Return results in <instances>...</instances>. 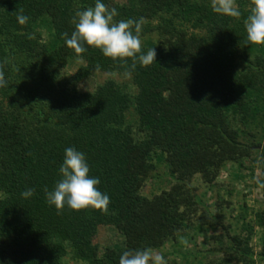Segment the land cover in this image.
<instances>
[{"label": "trees", "instance_id": "16d2710c", "mask_svg": "<svg viewBox=\"0 0 264 264\" xmlns=\"http://www.w3.org/2000/svg\"><path fill=\"white\" fill-rule=\"evenodd\" d=\"M136 1L102 0L116 8L117 21L145 18L141 38L154 32L161 38L155 62L142 66L137 59L133 69L131 58L113 60L87 45L77 55L67 47L63 34L70 38L75 30V12L95 0H0V65L8 82L0 88V264H64L68 250L87 264H119L124 251L157 249L195 214L198 200L186 183L199 175L211 184L225 163L245 155L234 127L254 117L252 93L264 90V47L248 41L244 24L251 0H236L239 18L214 13L211 0ZM19 9L29 17L25 25L17 21ZM43 17L59 43L53 50L34 29ZM72 55L85 62L77 80L125 74L136 94L112 80L92 93L58 87ZM237 63L246 71H236ZM130 109L134 125L127 122ZM69 147L85 154L90 177L110 197L107 211L57 210L47 202L43 189L53 190L61 179ZM153 150L165 153L175 184L147 199L139 191ZM29 188L35 193L26 199L21 193ZM258 219L264 230V212ZM100 226L120 232L122 247L101 253L93 243ZM230 241L233 258L250 257L246 239Z\"/></svg>", "mask_w": 264, "mask_h": 264}, {"label": "rangeland", "instance_id": "374dc122", "mask_svg": "<svg viewBox=\"0 0 264 264\" xmlns=\"http://www.w3.org/2000/svg\"><path fill=\"white\" fill-rule=\"evenodd\" d=\"M201 1V0H200ZM120 5L131 6L136 0H116ZM34 29L41 36L42 43L48 50L55 49L59 43L55 38L50 21L43 17L34 24ZM189 32L193 30L188 29ZM198 35L203 32L197 31ZM142 48L162 49L161 38L154 32L141 38ZM264 47V45H263ZM85 62L69 56L60 70L56 84L70 93H92L108 80L116 82L120 88L130 94H136L131 78L125 74L97 72L80 80L76 76ZM236 71L245 72L246 66L237 63ZM254 103L253 118L248 121L237 120L235 129L238 141L244 146L245 155L236 162H227L220 169L215 181L205 183L199 175L186 183L190 192L196 196L195 214L174 239L166 241L161 247L153 249L164 255L167 264H264V230L258 224V215L264 212V194L256 183L261 177L264 164H257L264 159V90L252 93ZM132 109L127 114V122L135 123ZM149 164L152 166L139 194L152 199L175 184V175L170 171L166 155L160 150H153ZM233 236L247 240L251 255L248 259L233 258L231 241ZM102 253L106 248H120L123 238L120 232L111 226H100L93 240ZM230 260V262H229ZM64 264H87L68 250Z\"/></svg>", "mask_w": 264, "mask_h": 264}, {"label": "clouds", "instance_id": "9594fccd", "mask_svg": "<svg viewBox=\"0 0 264 264\" xmlns=\"http://www.w3.org/2000/svg\"><path fill=\"white\" fill-rule=\"evenodd\" d=\"M214 13L239 18L241 12L236 0H211ZM116 8H109L102 0H95L94 7L77 10L72 18L75 30L69 38L63 34L67 47L79 55L87 49L85 45L99 49L105 57L113 60L131 58L132 68L138 59L142 66L155 62V48L142 54L140 33L145 24V18L139 20L127 19L117 21ZM17 21L20 25L28 23L29 17L23 14V9L17 11ZM247 39L251 44L264 45V0H251L250 13L244 21ZM33 38V37H29ZM7 80L0 65V88L7 87ZM257 164H264V159H258ZM90 168L83 152L74 147L65 149V156L59 168V179L53 190L44 187L47 202L62 210L65 205L75 211L86 208L107 211L110 197L98 190L99 178L90 177ZM256 183L264 188V181L257 177ZM35 193L34 188L22 192L24 198H30ZM119 264H167L164 255L150 247L137 250H127L119 258Z\"/></svg>", "mask_w": 264, "mask_h": 264}]
</instances>
